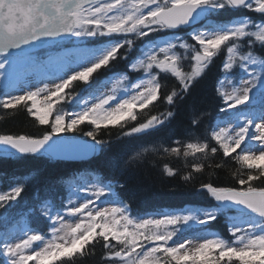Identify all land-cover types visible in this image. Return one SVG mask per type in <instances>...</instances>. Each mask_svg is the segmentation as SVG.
<instances>
[{"label":"snow or ice","instance_id":"obj_1","mask_svg":"<svg viewBox=\"0 0 264 264\" xmlns=\"http://www.w3.org/2000/svg\"><path fill=\"white\" fill-rule=\"evenodd\" d=\"M226 9L254 12L259 20L213 19ZM187 28H193L194 44L177 35ZM257 46L264 49V0H0V78L20 85L17 94L0 93V109H24L47 126L37 136L0 134V157L67 159L55 146L71 144L74 134L82 133L88 138L81 142L87 157L106 156L110 169L122 175L130 164L142 162L150 149L123 159L111 139L99 138L101 128H120L119 140L165 125L175 116L176 100H182L226 50L223 78L215 87L221 103L203 142L175 140V147L160 145L151 151L178 157L182 153L185 158L201 154L210 161L220 155L219 162L193 163L186 181L206 167L235 164L233 185H200L211 207L143 216L132 215L120 198L117 189L122 183L94 173L91 181L74 176L62 209H39L38 215L48 222L47 232L28 223L16 238L8 230L0 231V264H75L97 244L104 249V264H264V52H256ZM184 59L191 61L190 71H184ZM121 60L127 73L119 75L109 92L100 93L95 76L101 70L112 72ZM18 68L23 74L10 78ZM234 72L238 78L230 79ZM132 73L139 74L135 81L129 79ZM161 74L175 82L162 99L170 107L133 123L161 100V89L168 86ZM74 82H82L88 95L76 101V110L65 111L63 103L76 100L65 91ZM206 116L211 113L191 119L189 134ZM163 172L175 175L167 164ZM24 188L17 184L0 191V222L9 221L8 206ZM218 218H223L228 238L210 229ZM189 231L191 236L177 239Z\"/></svg>","mask_w":264,"mask_h":264},{"label":"trees","instance_id":"obj_2","mask_svg":"<svg viewBox=\"0 0 264 264\" xmlns=\"http://www.w3.org/2000/svg\"><path fill=\"white\" fill-rule=\"evenodd\" d=\"M245 15L254 20H259L258 14L254 12L231 9L220 10L213 18L218 21H225ZM187 40L189 44L194 42L191 37H187ZM139 43L137 41V46ZM256 51L264 52V49L257 46ZM225 58V51L214 58L210 67L193 84L188 94L182 100H176L175 116L158 129L145 135L123 137L117 140L122 131L120 128H101L99 138L111 139L117 151L122 154L123 159H128L130 155L142 151L144 148L150 149L144 153L142 162L130 164L122 175L110 169L106 156L92 158L84 162H65L30 156L0 157V191H6L17 184L25 185L21 196L16 201L10 202L8 206L10 219L7 223L0 222V231L8 230L10 234L15 228V223L21 222L23 225L25 223L30 224L39 232H47L48 222L38 215L39 209L45 205L53 210L62 209L67 203V197L72 192L69 189V185L73 183L71 178L79 176L82 178V182L91 181L93 179L91 174L93 173L105 181H118L123 184V188L117 189V191L120 198L129 204L131 214L134 216L168 210H183L188 207H211L213 202L200 190V185L207 182L222 186L233 185L231 172L235 171L234 162H229L223 169L206 167L201 173L193 172V178L186 181L184 176L192 172L191 165L193 163L219 162L220 155L217 154L215 160L210 161L204 160L201 154H197L196 157L185 158L182 153L178 157L165 155L162 152H153L151 149L158 148L160 145L169 148L175 147V140H180L183 143L194 140L203 142L214 123L213 118L219 111L218 105L221 102L215 93V87L223 75L221 65ZM112 72H127L125 62L121 60L115 63ZM110 73L101 70L95 79L100 81ZM161 82L168 85L161 89V100L154 102L155 106L150 105L148 109L143 110V113L138 115V120L133 123L143 122L150 115L168 110L170 106L162 103V99L163 95L171 90L175 82L170 76L165 75H161ZM83 88L82 82H74V86L69 89V92L76 95L81 93ZM203 112H209L211 116L204 117L200 126L189 134L191 119ZM81 127L88 130L87 125ZM46 128L47 126L39 125L34 117H31L24 109H0V134L37 136ZM74 135L82 136L83 134L76 133ZM212 143L214 144V142ZM165 164L174 170L175 175L168 176L163 172ZM255 183L258 186L260 184V182ZM72 198L76 199L75 196ZM3 212L4 210L0 209V213ZM210 229L224 238L229 237L223 218H218V221L212 222ZM103 257L104 249L100 244H97L93 253L86 252L83 257L76 259L75 264H104Z\"/></svg>","mask_w":264,"mask_h":264},{"label":"rangeland","instance_id":"obj_3","mask_svg":"<svg viewBox=\"0 0 264 264\" xmlns=\"http://www.w3.org/2000/svg\"><path fill=\"white\" fill-rule=\"evenodd\" d=\"M236 19H238V18H234V19H232V20H227V21H225V22L235 21ZM201 30H202V29H201ZM192 31H193V29H192L191 31H189L188 33H181V34L177 33V35L180 36V38H181L182 41L187 42V41H188V40H187V37H191V36H190V33H191ZM194 43H195V42H194ZM194 43H192V44H194ZM197 47H198V46H197ZM176 51L179 52L181 55H190V53L186 54L184 49H177ZM225 52H226V50H225ZM182 64H183L184 71H190V70H191V61H190L189 59H184V60L182 61ZM23 71H24L23 68H18V69L16 70V73H12V74L10 75V78H11L12 76H15V75H18V74H23ZM33 71H35V69H33ZM236 73H237V76H236V77H238L239 74H238V72H236ZM121 74H126V73H117V72H116V73H112V74H110L109 77L103 79V80L99 83V85H98L99 90H100V93H107V92H109V91L111 90V88L115 85V81H116V79H117V78L119 77V75H121ZM138 75H139L138 73H132V74L130 75V77H129L130 81H135V79L137 78ZM222 78H223V77H222ZM229 78H230V79H233L232 76L229 77ZM19 86H20V85H19L18 83H17V84H9V81H8V80H6V79H4V78H0V92H1V93L4 92V91H7V92H12V93H14V94H17V89L19 88ZM224 86L230 90V85L228 84L227 79L224 80ZM72 88H73V87H72ZM72 88H70V89H72ZM65 91H66V90H65ZM66 92H69V89H68ZM98 94H99V93H98ZM73 95L75 96L76 100H74V101H72V102H67V101H66V102H64V104L62 105V106H63V109H64L65 111H73V110H76V108H77L76 101H79V100H82V99L87 98V95H88V94L85 93L84 96H82V92H81L80 94H76V95L73 94ZM189 142H197V141L194 140V141H189ZM186 143H187V142H186ZM105 206H107V205H105ZM190 208H194V207H190ZM70 219L75 220V218H70ZM20 227H22V224L19 222V223L16 225V229L10 234V237H11V238H16V236L20 235V232H19ZM197 227H199V226H197ZM191 235H192V233H191L190 231H189V232H183V233H181V234L177 237V239L183 241L184 239L188 238V237L191 236Z\"/></svg>","mask_w":264,"mask_h":264},{"label":"water","instance_id":"obj_4","mask_svg":"<svg viewBox=\"0 0 264 264\" xmlns=\"http://www.w3.org/2000/svg\"><path fill=\"white\" fill-rule=\"evenodd\" d=\"M76 141L67 145H57L55 146V150L58 155L67 158V159H59L63 161H83L89 160L87 157V151L81 146V142L86 140L84 138L75 137ZM0 151H2V147H0Z\"/></svg>","mask_w":264,"mask_h":264}]
</instances>
